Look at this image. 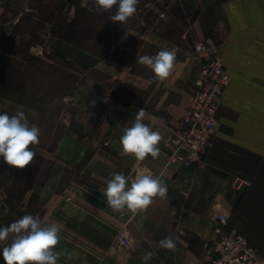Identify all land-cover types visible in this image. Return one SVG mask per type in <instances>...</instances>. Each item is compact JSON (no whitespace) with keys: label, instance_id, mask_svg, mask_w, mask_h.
I'll return each instance as SVG.
<instances>
[{"label":"crops","instance_id":"obj_1","mask_svg":"<svg viewBox=\"0 0 264 264\" xmlns=\"http://www.w3.org/2000/svg\"><path fill=\"white\" fill-rule=\"evenodd\" d=\"M61 1L64 4L62 22L67 24L75 18L76 7L71 0ZM80 1L83 6L94 7L97 11L94 0ZM182 1L195 10L192 22L195 38L209 34L215 38L223 63L231 76V82L218 111L219 124L216 132L211 137L202 162L196 165L171 163L170 158L174 148V131L180 125L181 117L192 97V93L187 94L186 90H181L185 87L182 83L187 74H192L193 68L192 71L183 70L185 75H178L176 79L178 85L162 90L152 101V85L163 81L155 76L136 73L111 55L98 56L70 41L52 36L50 23L46 24L44 30L45 39L34 42L29 48L33 55L47 59L50 46H61L59 49H51L66 59L77 61L79 65L108 75L112 82L117 80L142 91L135 94L128 103L109 97L107 93L101 92L103 90L96 92L109 100L111 114H118L117 121L114 119L110 125L111 137L107 141L117 161L112 170L113 173L125 174L129 181L127 186L145 170L154 176H160L168 188L167 198H155L153 204L144 212H126L130 223L138 222L141 225L140 246L126 251L117 248L106 250V256L109 257L107 259H104V249L99 247L94 253L101 258L96 259L94 264H121L120 257L124 259L122 264H144L142 256L149 250L158 251V256L147 264H207L210 258L209 245L215 238L218 212L229 215L227 230L242 235L258 248L264 259V0ZM99 12H103L109 19L113 10ZM14 17L16 25L20 15ZM136 18L137 22H134ZM145 24L146 20L138 10L127 23L112 22L111 53L116 48H124L126 53L132 52L129 45L131 35L139 37L144 43H153L176 52L160 32L147 28ZM13 29L5 31L0 37L11 33ZM34 50H37L36 53ZM197 59L194 81L198 79L201 66L198 56ZM178 61L176 55L170 75L177 69ZM4 102L8 103L3 104ZM25 104L30 106L0 90V108L12 107L20 111L27 109ZM140 108L146 110L144 122L153 130H159L163 137L159 144V156L155 159L148 157L145 161L122 155L119 142L123 128L131 126L136 111ZM111 114L109 120L112 118ZM102 145L97 151L100 155L95 154V157L90 159L100 165L104 161L105 150ZM84 147L87 146L83 138L71 132L62 136L56 150L58 156L46 183L41 185L39 191L36 186L32 189L41 201L44 202L52 193L56 194L61 176L67 168H73L74 164L82 166L79 169L82 174L104 175L100 171L90 169L89 163L85 162L88 157ZM17 170L7 165L0 157V203L7 208L14 206V203L12 194L3 191V188L13 183ZM234 175L250 179L252 185L242 192L237 191L232 184ZM105 187L97 185L91 188L82 182H69L64 193L71 200L63 201L64 210L69 214L63 215L65 230L70 234L73 232L75 236H81L83 233L87 238L89 231L96 241L103 240L104 209L109 207L103 196ZM77 192L80 193L79 197ZM189 233L196 234L202 240L205 246L202 255L193 247L194 242ZM166 236L176 240L175 251L159 247V241ZM55 251L61 252L60 258L69 264H91L84 259L82 253H78L77 256L80 257L75 259L72 257L75 253L72 250L68 252L56 246Z\"/></svg>","mask_w":264,"mask_h":264},{"label":"rangeland","instance_id":"obj_2","mask_svg":"<svg viewBox=\"0 0 264 264\" xmlns=\"http://www.w3.org/2000/svg\"><path fill=\"white\" fill-rule=\"evenodd\" d=\"M30 1L31 0H0V35L4 34L5 31L8 32L13 29L15 25L14 13L16 11H22V13L24 11L35 12L32 8H29ZM137 10L138 13L143 14L147 28L160 32L163 37L168 40V45L176 51L175 53L179 60L177 69H175L174 73L170 75V80L166 78L163 80V83L157 82L152 85V90L150 92L152 101L158 97L162 90H167L170 89V87L178 85V81L176 80L178 75L183 76L185 75L183 74V70L186 69L192 71V68L193 72L190 76H188L189 74L185 76L186 81L184 80L182 83L185 87L181 90H186L187 94H193L196 83V80L194 81L195 78L193 77L197 71L196 63L198 61L197 55L193 50L194 43L197 40L192 28L195 10L185 4L182 0H140ZM135 21L137 22V18L134 22ZM44 30L45 29L39 30L37 33L40 40L45 39ZM45 33H47V31ZM129 45L133 51L128 53L125 51L122 54V59L125 61V65L129 68L133 69L137 66L139 70L142 71L144 66L136 64L137 56L146 55L148 50L154 52L157 51L151 49L147 43L141 44L139 41L133 39L130 40ZM53 47L56 49H59V47L61 48V46L58 45L50 46V54L55 52L51 49ZM36 51L37 50H34V53H36ZM56 53L58 54V52ZM55 59L56 61H53L51 58H45L47 62L53 63L55 67H59V70L75 72V70L66 67V61L73 62L75 67L81 71L77 74V77L69 79L70 81L68 80L70 86H64V88L56 87L54 85L55 80L54 82H49L46 79L48 78L46 75L47 72H45V74L41 73L44 69L46 70V68L43 64H39L38 67L41 70L40 72L37 71L36 74L34 73L35 75H33V77H24L30 78L29 80H25L24 78L20 80L19 74L18 76L16 75L18 80L11 79L4 76L0 71V90L7 92L8 95H11L12 97H17L20 100H23L24 103L30 104V106H26L25 104L27 109L20 110L26 114L30 126L36 125L41 118L44 120L43 122L48 123V125L55 123L53 127L54 134H49V127L47 128V132L40 134V143L37 146V154L45 156L48 160H51L54 163L58 156L56 153L57 148L51 152L47 149V145L50 141L54 140L57 135H60L63 132L64 134L71 132L75 136L85 140V145L87 147H84V151L86 157H88V161L85 162L89 163L88 166L90 169L100 171L104 175L88 176L82 174L79 171L82 166L74 164L75 166H73V168H67L61 176L56 194L52 193L50 197L48 196L43 202L39 195L35 191H32V189L36 186L39 191L41 185L46 183L51 169L47 161L38 162L34 157L32 164L26 166L24 169H20L17 180L15 182L13 181L10 186L3 188V191L12 194L14 206H11V208L8 206L7 208L0 203V226H8L10 223L26 214H32L34 216L39 214L41 220L45 224L55 222L60 227L62 239L57 247L64 251L69 252L72 250L75 252L72 256L75 259L80 257L77 256L78 253H82L84 259H87V262L94 264L96 259L99 260L101 258L95 256L94 253L99 247H102L105 252L106 250L113 248L126 251L133 247L140 246L139 241L140 236L142 235L141 225L138 222L130 223L126 214L121 215L118 212H114L111 207H105L104 235L101 242L96 241L94 235L89 231L87 232L88 238L82 233L81 236L85 239H81L82 237L80 235L75 236L73 232L70 234L69 231L65 230L66 224L63 220V215L69 214L64 210L63 201L66 200L70 202L71 200V198L64 193L69 182L71 180L74 182H82L91 188L97 185L105 187L106 181L111 178V174L113 173L112 169L117 165L115 154L112 153L110 143L107 141L111 137L110 125L114 119L117 121L118 114H111L109 100L106 99L104 95L99 96L96 94L97 91L105 90L106 87V82L100 80V75H96L92 70L82 72V68L85 66L79 65L77 61L66 59V57L64 61L58 57H55ZM0 64H9L14 70H22L26 62L23 60L22 54L7 55L3 54L0 50ZM58 74L60 73L55 71L54 75L57 76ZM146 76L153 77L154 73H147ZM90 84H93L91 88ZM64 91L67 92L66 97L61 96V93ZM126 91L127 95L130 93L138 94L139 92H142L139 89L137 90L135 86ZM51 92L53 95L50 96ZM101 92L105 93L104 91ZM92 100H95L94 106L90 104V101ZM6 103L8 102H4L3 104ZM47 108L50 110L44 111L43 113V109L47 110ZM17 111L19 110H15L12 107L0 108V112H7L9 115H13ZM110 114L112 118L109 120L108 117ZM218 124L219 120L217 116V126ZM102 142L104 143L103 145ZM101 145L103 146V150H105L103 151L104 161L103 164L100 165L98 163V165L94 160L91 161L90 159L95 157V154L100 155L97 151H99V146ZM29 147L35 151V148L32 145ZM123 167L124 166H122L121 169H123ZM239 176L240 175H234L232 178L233 185L235 178ZM241 177L243 178L244 176ZM239 182L240 181H237L236 184H239ZM30 186L32 188L28 189ZM85 189L89 191L91 190L89 187H86ZM244 189L246 188L242 185L237 191L242 192ZM76 195L79 197L80 193L77 192ZM88 203V205H90V202ZM219 213L220 212H218L217 215ZM50 219L53 220L50 221ZM74 232L76 233V229ZM188 235L193 239V247L200 255H202L205 249L202 240H200L196 234L191 235V233H189ZM107 258L109 257L106 256L105 252L104 259ZM120 260L122 264V261L124 260L123 257H120ZM0 264H5L2 256V249H0ZM59 264L69 263L63 258H60Z\"/></svg>","mask_w":264,"mask_h":264},{"label":"clouds","instance_id":"obj_3","mask_svg":"<svg viewBox=\"0 0 264 264\" xmlns=\"http://www.w3.org/2000/svg\"><path fill=\"white\" fill-rule=\"evenodd\" d=\"M139 3L140 0H94L97 11L111 12L115 7V13L109 19L120 24L127 23L136 14ZM175 60V52L160 50L152 56H137L136 64L146 66L156 79L163 81L170 76ZM90 104L94 106L95 100L90 101ZM145 116L144 108L136 111L131 126L123 128L119 140L122 155L133 156L138 161H145L148 157L157 158L160 154L159 144L163 139L159 130H153L144 122ZM39 137L40 129L36 125H29L23 111L13 115L0 112V157L7 165L24 169L32 164L38 152ZM128 184L123 172L112 173L103 190L106 204L121 215L126 212H144L155 198H167V185L160 176H154L147 170L137 175L130 186ZM61 239L58 224H45L39 214H26L8 226H0V249L5 264H59L62 253L55 249ZM159 247L175 251L177 243L173 237L166 236L159 241ZM157 256L158 251L149 250L143 254L142 260L147 264Z\"/></svg>","mask_w":264,"mask_h":264},{"label":"trees","instance_id":"obj_4","mask_svg":"<svg viewBox=\"0 0 264 264\" xmlns=\"http://www.w3.org/2000/svg\"><path fill=\"white\" fill-rule=\"evenodd\" d=\"M71 1L75 4L76 14L75 18L67 24H64L62 22L64 4L61 0H31L29 2V8H32L33 10H35V12L24 11L22 13L21 11H16L14 13V15L16 16L20 15L19 21L17 22L11 33L5 34L4 36L0 37V50L3 54L7 55L22 54L23 60H25L26 64L22 70H14L13 67H11L9 64H0V71L2 74H4V76L15 80H18V74L20 80L23 79L25 76L33 77V75H35L37 71H41L38 67L39 64H43L46 70L44 69V71H42L41 73L45 74V72H47L46 75L48 78L46 79L49 82H54L55 80L54 85L59 88H64V86H70V83L68 84V80L77 77V74L81 72L75 67L73 62L71 63L65 61V64L67 68H71V70H75V72H65V70H59V67H55L53 63H49L44 58L35 56L29 51L30 46L34 42H38V40H40V38H38L39 36L37 35L38 31L45 29L46 24L48 23L52 25V35L70 41L71 43L85 50H88L95 55H111L120 63L125 64V61L122 59V54L126 50L116 48L113 53H111L110 39L112 32V22L110 21V19H107L103 12L96 11L94 7L88 8L83 6L80 0ZM114 13L115 7L113 8L112 15ZM130 38L139 41L141 44L144 43V41L137 36L131 35ZM147 45L151 49L157 51L154 52L152 50H148L146 52V55L149 56L155 55L160 50H168L165 47L158 46L153 43H147ZM46 56L48 58H51L53 61H56L55 57L61 58L63 61L65 60V57L63 55L59 53L57 54L56 52ZM89 70H92V72H94L96 75H100V80L106 82V87L105 90L103 89V91L107 93L109 97L118 100L122 103H128L135 96V94L133 93H130L129 95H127L126 93V90L133 88L132 85L127 83H121L117 80L112 82L109 79L110 77L108 75L96 69H89L85 67L82 68V72ZM132 70L136 73H141L144 75H146L147 73H152V71L146 66L143 67L142 71L139 70L137 66L134 67ZM55 71L60 74L55 76ZM24 79L29 80L30 78ZM51 95H53L52 92L50 96ZM61 96L66 97L67 92H62ZM49 110L50 109L48 108L47 110L43 109V113L44 111ZM43 121L44 120H42L41 118L36 123V126L40 129V134L43 132H47L48 127L50 129L49 134H54L53 127L55 123L48 125V123H45ZM63 134L64 132L60 135H57L54 140L49 142V144L47 145V149L49 151L52 152L55 150V148H57ZM35 158L38 162L47 161L50 165V169L52 168L53 161L48 160L45 156L36 154ZM19 171L20 169L17 170L14 182L17 180ZM31 188L32 187L30 186L28 189Z\"/></svg>","mask_w":264,"mask_h":264},{"label":"built area","instance_id":"obj_5","mask_svg":"<svg viewBox=\"0 0 264 264\" xmlns=\"http://www.w3.org/2000/svg\"><path fill=\"white\" fill-rule=\"evenodd\" d=\"M193 50L200 58L201 66L191 102L174 131V148L171 163L196 165L202 162L206 148L217 128V116L231 76L227 71L215 38L206 35L198 38ZM240 181L239 184H236ZM248 188L251 180L235 178V188ZM229 216L217 215L215 238L209 245L207 264H264L258 249L242 235L227 230Z\"/></svg>","mask_w":264,"mask_h":264}]
</instances>
